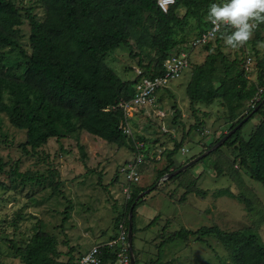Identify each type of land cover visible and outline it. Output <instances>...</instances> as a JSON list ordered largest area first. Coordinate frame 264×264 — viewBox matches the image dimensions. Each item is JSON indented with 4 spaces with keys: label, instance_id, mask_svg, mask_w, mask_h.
<instances>
[{
    "label": "rangeland",
    "instance_id": "1",
    "mask_svg": "<svg viewBox=\"0 0 264 264\" xmlns=\"http://www.w3.org/2000/svg\"><path fill=\"white\" fill-rule=\"evenodd\" d=\"M14 3L24 10L32 8L33 15L44 20L46 10L40 1L14 0ZM178 12L183 16L185 10ZM22 16L24 20L25 12ZM19 28V41L31 53L28 22L24 21ZM183 29L177 35L183 44L173 52L186 51L190 55L188 69L182 77L171 81L166 89L158 91L156 108L141 111L131 122V138L146 147L145 161L139 167V183L129 184L121 173L123 165L135 160L137 151L120 148L80 131L75 136L52 138L36 151L28 147L30 154H27L22 149L27 139L26 131L13 126L6 113L0 115V163L3 164L0 170V264H23L2 239H15L20 245H26L36 230L57 240L58 250L64 254L62 260L68 259L70 249L77 260L94 245L119 233L115 227L116 218L126 217V206L133 193L150 187L159 172L169 166L168 155L174 148V141H181L191 126L199 122V128L186 138L183 148L173 158L175 167L206 152L228 132L232 123L228 121L227 108L220 102L215 101L211 106L196 105V114L190 107L186 89L196 67L203 65L206 59L214 61L212 83L217 87L219 78L224 76V65L215 51L205 47L192 50L190 47L200 31L198 20L188 19ZM258 33L264 39V24ZM255 35L256 31L242 48L231 49L223 40L221 44L228 63L237 56L241 58L243 51L252 58L253 62L246 70L252 81L257 78L256 61L259 58L264 60L263 50L252 45ZM130 43L133 48L121 46L105 57L107 65L123 80H134L136 71L138 75L144 72L142 65H148L156 55L149 47L141 48L135 38L130 39ZM0 55L11 64L21 59L14 48H0ZM235 73L234 69L232 75ZM8 97L6 92L7 103L10 101ZM249 105L245 103V109ZM175 117L178 120L174 123ZM260 119L258 114L245 125L242 130L244 139L249 138ZM237 148L221 147L195 167L182 171L184 173L176 180L166 181L164 176L158 182V190L142 196L147 195L135 213L133 240L139 264L158 260V246L163 238L182 228L196 231L216 225L225 231L248 230L256 233L264 243V187L252 180L241 167L236 158ZM154 149L163 152L160 161L152 159ZM83 153L86 154L85 159ZM15 169L21 174L30 173L36 179L25 180L13 174ZM51 171L57 173L56 180L60 182L57 193H53L50 186ZM194 182L196 186L192 184ZM128 188L132 192L129 200L124 194ZM195 188L206 191L207 195L203 198L193 192ZM224 189L228 193L218 196V191ZM157 216L158 221L149 226ZM207 241L210 247L200 243L196 237L175 241L164 248L160 264H220L221 260L231 264L228 253L216 238L208 237Z\"/></svg>",
    "mask_w": 264,
    "mask_h": 264
},
{
    "label": "trees",
    "instance_id": "2",
    "mask_svg": "<svg viewBox=\"0 0 264 264\" xmlns=\"http://www.w3.org/2000/svg\"><path fill=\"white\" fill-rule=\"evenodd\" d=\"M38 1L46 10L44 20H39L33 15L32 8L24 10L17 7L14 0H0V48L17 49L21 56L20 61L11 64L0 55V115L6 113L13 126L26 131L27 139L22 144V149L27 154H30L28 147L31 151H36L52 138H67L75 136L80 131H86L120 148L127 147L138 154L135 140L125 135L119 128L123 118V112L118 108L119 104L134 97L135 85L141 76L164 75L165 61L174 53V49L183 44V40L177 39V35L179 31L184 30L188 19L198 20L200 31L197 37L210 27V22L206 20L208 6L211 3L223 2V0H176L175 5L164 13L159 8L157 0ZM180 9L185 10L183 16L178 12ZM22 12H25L24 20ZM24 21H27L30 27L31 53H28L19 41L21 36L19 27ZM132 38L137 40L141 48L149 47L156 55L146 66L142 65L140 60L139 64L144 69L142 75L134 80H123L107 65L105 57L121 46L133 48L130 43ZM222 40L219 32L215 41L204 46L207 50L215 51L224 65V76L219 78L220 85L216 87L212 83L214 61L206 59L203 65L196 67L187 86L190 107L196 114V105L211 106L218 101L228 110V121L232 123L228 132L221 135L206 151L255 112L221 147L237 146L236 158L241 167L252 180L264 187V60L259 58L256 61L257 78L256 81H252L243 66L248 58L246 52L243 51L241 58L237 56L228 63V57L221 50ZM258 40L264 39L256 30L252 45H256ZM256 53L259 54L258 51ZM234 69L236 73L232 75ZM6 92L9 95V103L5 101ZM262 102V106L259 107ZM245 103L250 104L246 109ZM114 107L116 108L113 109ZM176 107L175 104L174 108L177 109ZM258 114L261 116L260 121L255 125L249 138L244 139L243 128ZM177 120L175 117L174 123ZM198 120L196 118L197 122ZM198 124L199 122L191 126L189 131L183 134L181 141H174V148L168 155L169 166L159 172L157 180L150 187L133 193L126 206V217L116 218L115 227L118 228L125 220L128 231L130 210L134 206L133 240L135 213L149 193L142 198H139V195L149 189L150 193L158 190L161 178L205 153L204 151L175 167L176 162L173 158L183 148L186 138L199 128ZM221 147L210 154L219 151ZM81 149L83 150V147ZM85 158L86 154L83 153V159ZM2 166L0 163V170ZM184 172L170 176L166 181L176 180ZM13 174L29 181L36 179L34 175L21 174L17 169ZM56 177L57 173L51 171L50 186L53 193L59 191L60 182ZM192 184L196 186L195 182ZM193 192L203 198L207 195L206 191L199 188H195ZM226 193L228 190L224 189L218 191L217 195L224 196ZM158 218L155 217L149 226L154 225ZM164 232L166 233V229ZM189 237H196L200 243L209 247L207 238H216L228 253L231 264H264V243L256 233L248 230L225 231L216 225L202 227L196 231L182 228L169 233L158 246V260L151 261L150 264H160L167 245L178 240L187 241ZM2 242L22 260L23 264L76 263L72 249L67 254L68 259L62 260L64 254L58 250L57 240L40 230H36L26 245H20L15 239H2ZM135 263L139 264L138 257L135 258ZM220 264L225 262L221 260Z\"/></svg>",
    "mask_w": 264,
    "mask_h": 264
},
{
    "label": "built area",
    "instance_id": "3",
    "mask_svg": "<svg viewBox=\"0 0 264 264\" xmlns=\"http://www.w3.org/2000/svg\"><path fill=\"white\" fill-rule=\"evenodd\" d=\"M157 3L159 8L164 13H167L175 5L176 0H157ZM212 31L213 25L210 23L207 31L191 41L190 47L192 50L197 47H204L208 43L215 41L220 31L216 32L215 35H212ZM189 56L186 51L173 53L164 63V75L158 77L141 76L135 85L134 97L129 101L121 102L118 106L123 112V118L119 128L125 135L132 136L131 122L138 113L157 107L156 94L158 91L166 89L171 81L182 77L190 65ZM252 62V58L248 57L245 64L246 70L250 68ZM136 74L140 76L142 72L138 75V71H136ZM144 145L143 143H136V148L139 153L136 155L135 160L123 165L121 169V173L125 175L126 181L129 184L140 182L139 167L146 158V147L144 148ZM159 153L163 154L161 151ZM124 194L127 200L132 196L129 188L124 190ZM117 230L119 232L118 234L109 238L107 241L94 245L87 253L79 256L75 264H131L130 245L125 220L119 224Z\"/></svg>",
    "mask_w": 264,
    "mask_h": 264
},
{
    "label": "clouds",
    "instance_id": "4",
    "mask_svg": "<svg viewBox=\"0 0 264 264\" xmlns=\"http://www.w3.org/2000/svg\"><path fill=\"white\" fill-rule=\"evenodd\" d=\"M206 19L213 25L212 35L221 32V39L231 49L245 46L264 24V0H223L208 6ZM224 31H221V29ZM231 30L230 32L228 30ZM256 47L264 50V40Z\"/></svg>",
    "mask_w": 264,
    "mask_h": 264
},
{
    "label": "water",
    "instance_id": "5",
    "mask_svg": "<svg viewBox=\"0 0 264 264\" xmlns=\"http://www.w3.org/2000/svg\"><path fill=\"white\" fill-rule=\"evenodd\" d=\"M262 104H263V102L259 105V107H261ZM258 108H256L255 111H257ZM253 113H255V112H253ZM252 114H250L247 118H245L236 128H234L232 131H230L225 137H223L219 142H217L211 149H209L208 151H206L203 155L198 156L197 158H195L190 163L184 165L183 167H181L180 169L176 170L175 172L166 175L165 177L168 178L170 176H175V175L181 173L182 171H184L188 167H190L192 164L198 163L200 160H202L203 158H205L211 152L217 150L219 147H221L236 132L237 129H239L244 123L247 122V120L249 119V117ZM150 191L151 190L149 189V190L143 192L142 195H139V198H141L143 195H145L147 193H150ZM133 208H134V206L130 210L131 217H130V223H129L128 238H129L130 253H131V264H136L135 263V256H134V245H133V221H132Z\"/></svg>",
    "mask_w": 264,
    "mask_h": 264
},
{
    "label": "crops",
    "instance_id": "6",
    "mask_svg": "<svg viewBox=\"0 0 264 264\" xmlns=\"http://www.w3.org/2000/svg\"><path fill=\"white\" fill-rule=\"evenodd\" d=\"M159 156H160V158H159ZM157 158H159V159H157ZM152 159H154L156 161H160L162 159V154L159 153L158 149H156V150L154 149L153 154H152Z\"/></svg>",
    "mask_w": 264,
    "mask_h": 264
},
{
    "label": "flooded vegetation",
    "instance_id": "7",
    "mask_svg": "<svg viewBox=\"0 0 264 264\" xmlns=\"http://www.w3.org/2000/svg\"><path fill=\"white\" fill-rule=\"evenodd\" d=\"M134 249H135V248H134ZM134 256H135V258H136L135 251H134Z\"/></svg>",
    "mask_w": 264,
    "mask_h": 264
}]
</instances>
